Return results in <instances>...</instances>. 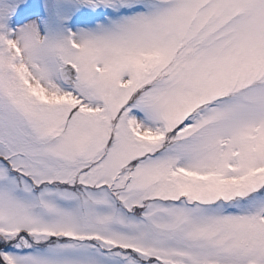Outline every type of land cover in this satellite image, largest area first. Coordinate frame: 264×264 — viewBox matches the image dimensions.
<instances>
[{
  "label": "snow or ice",
  "instance_id": "snow-or-ice-1",
  "mask_svg": "<svg viewBox=\"0 0 264 264\" xmlns=\"http://www.w3.org/2000/svg\"><path fill=\"white\" fill-rule=\"evenodd\" d=\"M0 264H264V0H0Z\"/></svg>",
  "mask_w": 264,
  "mask_h": 264
}]
</instances>
